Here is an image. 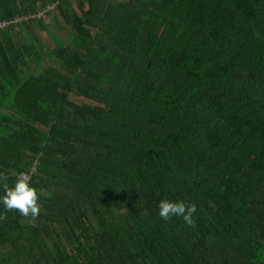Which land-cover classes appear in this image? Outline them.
I'll use <instances>...</instances> for the list:
<instances>
[{
    "label": "trees",
    "instance_id": "obj_1",
    "mask_svg": "<svg viewBox=\"0 0 264 264\" xmlns=\"http://www.w3.org/2000/svg\"><path fill=\"white\" fill-rule=\"evenodd\" d=\"M75 1L0 0V264H264V0Z\"/></svg>",
    "mask_w": 264,
    "mask_h": 264
},
{
    "label": "clouds",
    "instance_id": "obj_2",
    "mask_svg": "<svg viewBox=\"0 0 264 264\" xmlns=\"http://www.w3.org/2000/svg\"><path fill=\"white\" fill-rule=\"evenodd\" d=\"M0 206L7 210L15 209L25 217L39 215L38 190L31 182L29 172H20L16 175L14 183L0 194ZM196 212V204L184 199L163 198L158 203V216L165 221L177 217L191 225L194 223V213Z\"/></svg>",
    "mask_w": 264,
    "mask_h": 264
},
{
    "label": "rangeland",
    "instance_id": "obj_3",
    "mask_svg": "<svg viewBox=\"0 0 264 264\" xmlns=\"http://www.w3.org/2000/svg\"><path fill=\"white\" fill-rule=\"evenodd\" d=\"M70 1L75 6V8L77 10H80V6H79V4L76 3L75 0H70ZM43 7H42V10L44 12V8ZM83 8H84V10L87 9V5L84 4ZM27 14H29V13H27ZM41 16H42V18L45 19V21H48L49 22L51 20V17L49 15L42 14ZM58 33L60 35H63V33L61 31H59ZM39 35L41 36V38L43 39V41H44V43L46 45L45 51H47L48 49H51L52 47L55 46L56 41H54L55 40L54 35L49 34L47 30L42 31L41 33H39ZM42 63L45 64V65H47V64L48 65L49 64H53L54 63V59L52 57H50V56L47 55L43 59V62ZM71 98L74 101H76V102H78L80 104L90 105V104H93L94 103L93 100H90V99H88V98H86V97H84L82 95H77L75 93H73L71 95Z\"/></svg>",
    "mask_w": 264,
    "mask_h": 264
},
{
    "label": "built area",
    "instance_id": "obj_4",
    "mask_svg": "<svg viewBox=\"0 0 264 264\" xmlns=\"http://www.w3.org/2000/svg\"><path fill=\"white\" fill-rule=\"evenodd\" d=\"M56 3H49L46 6H44V12L42 10V8L40 10H38V12H36L35 14H24V15H19V16H15L12 19H0V29H5L7 27H9L12 23H16L18 21H22L25 19H28L30 17H42V14H46V12L50 9H53L55 7Z\"/></svg>",
    "mask_w": 264,
    "mask_h": 264
}]
</instances>
